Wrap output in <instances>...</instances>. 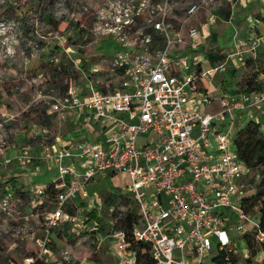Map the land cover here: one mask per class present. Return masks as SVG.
<instances>
[{"label": "built area", "instance_id": "2783aa9c", "mask_svg": "<svg viewBox=\"0 0 264 264\" xmlns=\"http://www.w3.org/2000/svg\"><path fill=\"white\" fill-rule=\"evenodd\" d=\"M214 2L83 0L79 13L68 4L71 23L79 28L84 27L82 20L88 21L86 36L94 38L89 44L98 43V61L72 57L79 45H68V63L77 72L68 73L61 93L46 95L47 113L68 117L80 130L42 155L56 174L50 185L30 181L23 187L31 200L19 204L28 212L20 215L13 191H3L0 262L2 255L16 252L19 242L30 243L32 249L17 260L8 255L7 264L70 263L68 251L53 246L54 232L86 222L82 209L99 210L101 205L96 190L90 192L89 187L118 174L125 177L130 207L110 205L104 233L98 221H88L85 228L96 248L107 239L119 264L135 262L128 233L150 246L156 264H203L213 250L223 251L232 264L230 256H240L242 248L247 256L243 235L250 230L256 242L264 243L257 220L242 208L243 198L252 191L254 171L234 147V136L243 125L240 114L264 104V92L212 89L211 79L224 71L228 59L211 64L205 55L191 54L202 35L194 20ZM101 41L119 48L106 54L100 50ZM216 100L220 110L209 111ZM3 117L4 157L15 144L3 126L14 115ZM15 158L21 165L30 161L28 146L20 147ZM50 204L40 220L38 210ZM128 210L135 219L125 230L120 223ZM239 237L242 246L236 243ZM8 239L12 242L5 246Z\"/></svg>", "mask_w": 264, "mask_h": 264}, {"label": "rangeland", "instance_id": "374dc122", "mask_svg": "<svg viewBox=\"0 0 264 264\" xmlns=\"http://www.w3.org/2000/svg\"><path fill=\"white\" fill-rule=\"evenodd\" d=\"M36 1L41 3L40 10L37 12L33 10L25 20L0 17V107L5 106L4 109H7V111L0 112V120L4 118L5 114L14 115L3 125L8 139L12 143L15 142L16 133L21 129L33 130L35 129L33 123L46 126L47 132L43 136L44 141L42 142L38 138L39 143L43 144V154L50 147L59 130L62 132L68 129V135L78 133L80 130L78 125L68 120V117L63 119L52 115V120H49L46 115L48 114L47 109H49L48 100H50L46 95L61 93L68 82L65 80L68 79V76L59 73L56 68V65L67 63L65 58L62 59L63 61L60 60V52L63 51L68 55V45H79V52L72 54V57H85L90 62H96L98 61V43L89 44L94 38L90 35L86 36L88 27L86 19L81 22L84 27L77 28L76 25L70 26L69 24L68 4H72L74 13H79L83 0H0V5L5 2H15L23 8H28V6H33ZM222 5L225 7L227 19L218 13V9ZM2 10L3 8L0 7V13ZM210 17H213L211 23H209ZM194 22L192 23L201 29L202 35L199 38V45L191 51V54L203 58L205 48L208 45H215L223 55V59H219V62L228 59L224 71L217 73L211 79L218 89L227 93L241 92L246 80L254 76H257L264 85V0H243V4L241 0H215L212 7L202 10L196 16ZM55 46L59 47L57 52L54 51L56 50ZM118 48L119 46L113 42L104 41L103 43L101 41L100 43V50L102 49L106 54H110ZM183 57L187 58V55L185 54ZM207 65L208 63L204 62V66ZM80 81V76H77V82ZM34 110L36 113L33 116ZM35 115H40L43 121L41 122L39 119L36 121ZM46 118L48 120H45ZM249 119L259 121L264 129V104L240 114L241 123H246ZM45 121L46 125H43ZM25 145L28 146L32 155L31 161L26 162L27 165H38L40 159L34 155L32 144ZM0 157L3 162L5 156ZM35 174L32 176L34 181L44 180L37 179ZM125 183V177L120 174L110 180L96 183L95 190L101 199L100 207L97 206L99 210L83 208L81 215L87 217L86 222L79 223L72 230V226L68 225V233H64L63 229L54 232L53 246L59 248L60 251H68L70 255L68 264H80L84 260H93L95 257L103 260L104 263L108 262V256L104 250L105 245L96 248V245L92 243L93 236H90L89 230L85 227L88 226V224L86 225L88 221H98L100 223L99 231L104 233L108 228L103 223L104 217L107 216V208L110 205L116 209L122 206L130 207L128 190L123 189ZM12 191L14 193L13 201L18 206V213L25 214L28 211L24 209V204L19 203L26 200L29 204L31 196L20 189ZM2 195L3 191L0 190V197ZM80 205L83 207L84 203ZM49 207L51 204L38 210L40 220ZM98 211L100 215H98ZM11 242L8 239L4 241V245ZM236 243L242 246L243 241L239 237ZM15 246L16 252H9L14 260L20 259L32 249L30 243L18 242L15 243ZM244 249H241L240 256H234L232 264H260L264 257L262 249L257 247L255 254L251 255V251H249L247 256H245ZM94 251H98V254H95ZM213 253L214 250L205 258L203 264H216L212 261ZM76 255L78 256L76 257ZM247 258H250L251 261L247 262Z\"/></svg>", "mask_w": 264, "mask_h": 264}, {"label": "trees", "instance_id": "16d2710c", "mask_svg": "<svg viewBox=\"0 0 264 264\" xmlns=\"http://www.w3.org/2000/svg\"><path fill=\"white\" fill-rule=\"evenodd\" d=\"M40 5L41 3L36 1L33 6L23 8L15 2H5L0 5V7L3 8L0 13V17L25 20L33 10L34 12L40 10ZM218 13L221 17L227 19L226 10L223 5L219 8ZM69 24L70 26L76 25L71 22ZM217 51H219V49L218 46L215 45H208L205 48V52L208 55V59L211 64L216 62V60L219 61V59H223L222 53H219L221 51ZM59 58L60 60L65 58L67 62L65 64L56 65L59 73H63L68 76V73L70 72L74 74L77 72L75 69H72L71 64L68 63V55L65 53L62 55L60 54ZM242 90L243 92H264V85L257 76H254L246 80ZM220 108L219 101L216 100L208 108V110L216 112L220 110ZM234 147L239 158L254 171V177L250 179L252 191L243 198L242 208L249 216L257 220L258 228L264 233V129L262 128L261 123L253 119H249L246 123H243L234 136ZM256 176L258 179H255ZM48 185H50V182ZM93 186L89 187L90 192L97 188L96 186ZM134 219L135 217L133 212L128 210L124 220L120 223L121 227L125 230H129ZM254 233L255 231L250 230L243 235L246 246L249 248V251H251V255L255 254L257 247L262 249L264 252V243L256 242L253 236ZM126 241L129 244L128 248L134 253V264H156L150 254V246L147 243L134 240L130 233H128ZM224 256L225 253L223 251L214 250L212 261L216 264H228V260L225 259ZM229 260L234 261V257L230 256ZM246 260L247 262L251 261L250 258H247ZM260 264H264V257L262 258Z\"/></svg>", "mask_w": 264, "mask_h": 264}, {"label": "crops", "instance_id": "0c3cea01", "mask_svg": "<svg viewBox=\"0 0 264 264\" xmlns=\"http://www.w3.org/2000/svg\"><path fill=\"white\" fill-rule=\"evenodd\" d=\"M241 3L243 4V0H241ZM219 10V9H218ZM225 27V25H224ZM223 27V28H224ZM221 35V34H220ZM107 42V41H105ZM56 50L55 52H57L58 48L55 46ZM219 52V51H217ZM64 52H60V54L62 55ZM220 53V52H219ZM205 57L208 58V55L205 52ZM62 60V59H61ZM64 60V59H63ZM62 60V61H63ZM209 86L212 89H216L218 91H222L221 89H218V87H216L212 82L209 84ZM5 106L0 107V112H4L7 111V109H4ZM26 112V111H25ZM36 113V111L34 110V112L32 113L33 116ZM49 118V120H52V115H48L46 114ZM36 121L37 119H39V121H43V118L40 117V115H35ZM47 118L45 120H48ZM35 127V129H29L27 130V128H23L21 129L19 132H17L16 134V138H15V142H13V144H15V147H8L5 151V157L10 158V161L8 163H3L2 162V158L0 157V190L4 191L6 189H20V191L23 189V187L30 181H32L33 183L36 184H42V185H47L49 182H51V180L54 178L55 176V170L53 169H48L46 167V164L44 163V161L42 160V150H43V144L42 142L44 141V134L47 132V127L42 126V124H35L33 123ZM43 125H46V121L43 122ZM59 130V129H58ZM74 134V133H72ZM70 134V135H72ZM68 129L63 130L62 132H60V130L57 132V135L54 136L53 142L51 143V145L53 144L55 147L59 146L62 141H64L65 139H68ZM42 141L41 143H39V139ZM19 147H18V145ZM25 144H29V146L32 144L33 147V153L36 156L37 159H40V161H38V165L35 166H31V165H21L18 163L17 159L15 158V154L18 151V149L20 147H25L27 145ZM50 145V146H51ZM33 155V156H34ZM31 161V160H30ZM34 173H36L35 175H37V179H44V180H40V181H34V177H32L34 175ZM64 233H68V226L63 228ZM70 231V230H69ZM104 249V248H103ZM105 253L108 256V262H103V260L99 259L98 257H95L93 260H84L83 262H81L80 264H119L118 258L115 254H113V252L109 249L108 243H107V239L105 240ZM98 251H94L95 254ZM9 254L6 253L5 255L1 256V262L0 264H7L8 262V256ZM10 256V255H9ZM78 255H76L77 257ZM97 256V255H96ZM11 258V257H10ZM13 260V258H11Z\"/></svg>", "mask_w": 264, "mask_h": 264}]
</instances>
